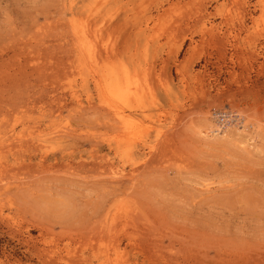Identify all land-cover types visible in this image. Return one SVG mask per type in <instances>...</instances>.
<instances>
[{
    "label": "rangeland",
    "instance_id": "obj_1",
    "mask_svg": "<svg viewBox=\"0 0 264 264\" xmlns=\"http://www.w3.org/2000/svg\"><path fill=\"white\" fill-rule=\"evenodd\" d=\"M0 264H264V0H0Z\"/></svg>",
    "mask_w": 264,
    "mask_h": 264
},
{
    "label": "bare ground",
    "instance_id": "obj_2",
    "mask_svg": "<svg viewBox=\"0 0 264 264\" xmlns=\"http://www.w3.org/2000/svg\"><path fill=\"white\" fill-rule=\"evenodd\" d=\"M73 26V25H72ZM85 32V31H84ZM94 43V42H93ZM95 44V43H94ZM82 46V45H81ZM88 47V46H87ZM92 48H90L89 50H91ZM96 49V48H95ZM93 52V51H92ZM91 55V54H89ZM89 58V57H88ZM91 59V58H90ZM94 73V72H93ZM135 77V76H134ZM126 79L128 80V78L126 77ZM100 81V80H99ZM125 81V80H124ZM121 78L117 77V76H114L110 79V82L107 83V87H106V90L107 92L106 93H109L111 96H113V98H115L116 101H119L122 102V103H125L127 104V102L129 101V92H128V85L124 82ZM98 82V81H97ZM96 82V83H97ZM137 82V81H136ZM102 82L100 81L99 84H98V87L101 89L102 88ZM135 84V83H134ZM130 86V85H129ZM132 88V87H131ZM129 87V89H131ZM136 88V86L134 87V89ZM148 90V89H147ZM137 91V89L135 90ZM132 94V92L130 93ZM104 97V96H102ZM105 102V101H104ZM112 104V102H111ZM108 105V104H107ZM110 106V105H109ZM114 106V105H113ZM117 106V105H116ZM113 108V107H112ZM115 108V107H114ZM109 109V108H108ZM116 110V108H115ZM118 112V110H117ZM120 113V112H119ZM118 113V114H119ZM121 116V117H120ZM114 117V116H113ZM118 117H120L119 119L121 120V122L123 123L125 119V117H123L122 115H118ZM126 122V121H125ZM242 124V123H241ZM119 125V124H118ZM221 127V126H220ZM246 127V126H245ZM215 128V127H214ZM226 129V128H225ZM212 133L213 134H220V133H227L226 130H224L223 128H219L218 129H213L212 130Z\"/></svg>",
    "mask_w": 264,
    "mask_h": 264
},
{
    "label": "built area",
    "instance_id": "obj_3",
    "mask_svg": "<svg viewBox=\"0 0 264 264\" xmlns=\"http://www.w3.org/2000/svg\"><path fill=\"white\" fill-rule=\"evenodd\" d=\"M221 116H225V115H219V121H220V122H223L226 118L223 119L224 117H221ZM227 120H228V119H227Z\"/></svg>",
    "mask_w": 264,
    "mask_h": 264
}]
</instances>
